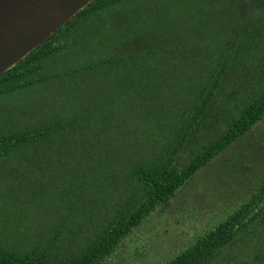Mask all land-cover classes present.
<instances>
[{"label": "trees", "instance_id": "obj_1", "mask_svg": "<svg viewBox=\"0 0 264 264\" xmlns=\"http://www.w3.org/2000/svg\"><path fill=\"white\" fill-rule=\"evenodd\" d=\"M261 122L264 0H92L0 75V264H264Z\"/></svg>", "mask_w": 264, "mask_h": 264}, {"label": "water", "instance_id": "obj_2", "mask_svg": "<svg viewBox=\"0 0 264 264\" xmlns=\"http://www.w3.org/2000/svg\"><path fill=\"white\" fill-rule=\"evenodd\" d=\"M92 0H0V75Z\"/></svg>", "mask_w": 264, "mask_h": 264}, {"label": "rangeland", "instance_id": "obj_3", "mask_svg": "<svg viewBox=\"0 0 264 264\" xmlns=\"http://www.w3.org/2000/svg\"><path fill=\"white\" fill-rule=\"evenodd\" d=\"M259 127H264V122H261L258 124ZM257 126V128H258ZM215 165H211V169L216 170L219 168V162L218 160L214 162ZM209 168V167H208ZM208 168H206L208 170ZM202 175H204L203 177L200 176V179L197 180V184H195L194 186L197 187L199 186L200 188L198 189H187V190H191V192H189L187 195L188 197L184 196L181 200L185 199V200H190V204H189V209H193L196 211L197 208H199V205L202 206V208L204 210H206V207L208 206V203L206 202L205 198H204V193L207 192L204 191V187H202V181L206 182L207 180H205V174L201 173ZM211 174V173H210ZM209 174L206 173V177ZM199 178V176L197 177ZM196 178V179H197ZM200 182V184H199ZM207 186V185H206ZM174 200H172L171 198H169L167 204L162 208V213L158 214V212H156L155 214L157 215V217H162L164 219L163 221V229L165 232H172V233H177L178 231L181 232L183 230V228L181 227L180 221L183 219L185 220V216L189 214L188 210H184L182 208V206H178L179 203H174ZM211 203V202H210ZM170 209H173L174 213L172 214L170 211ZM213 210H215V208H213ZM177 211V212H176ZM200 211H202V209L200 208ZM175 214V215H174ZM148 226V224H147ZM143 228V227H141ZM146 228H143V230H145ZM147 233L145 232V235ZM170 239H172V236H168ZM188 238V235L186 234H182V240L185 241ZM177 242L179 244H181L183 241H180L178 238L176 239ZM167 244L166 241L161 242V246ZM163 251L165 253L169 252L170 250L174 251L177 248V244H170L167 245L165 247H162ZM171 251V252H172Z\"/></svg>", "mask_w": 264, "mask_h": 264}]
</instances>
